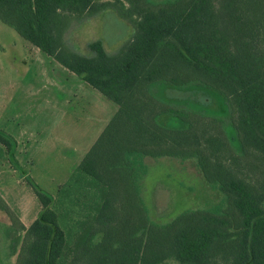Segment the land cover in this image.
<instances>
[{
  "label": "trees",
  "instance_id": "obj_1",
  "mask_svg": "<svg viewBox=\"0 0 264 264\" xmlns=\"http://www.w3.org/2000/svg\"><path fill=\"white\" fill-rule=\"evenodd\" d=\"M105 8L132 34L77 52L73 22ZM0 20L117 107L54 194L26 177L28 226L0 195L9 264H264V0H0ZM149 158L194 160L200 205L154 220Z\"/></svg>",
  "mask_w": 264,
  "mask_h": 264
},
{
  "label": "rangeland",
  "instance_id": "obj_2",
  "mask_svg": "<svg viewBox=\"0 0 264 264\" xmlns=\"http://www.w3.org/2000/svg\"><path fill=\"white\" fill-rule=\"evenodd\" d=\"M74 25V26H73ZM69 44L88 54L87 43L99 39L116 50L133 32L111 8L73 22ZM205 108L226 118L223 96ZM116 104L22 38L0 20V195L17 210L25 226L35 218L38 201L26 184L30 177L54 194L116 111ZM229 136L234 135L226 124ZM142 193L151 217L159 222L204 200V181L194 160L147 159ZM0 264H9L0 255ZM171 264V263H168Z\"/></svg>",
  "mask_w": 264,
  "mask_h": 264
}]
</instances>
